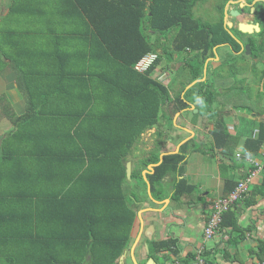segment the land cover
Segmentation results:
<instances>
[{
	"label": "trees",
	"instance_id": "16d2710c",
	"mask_svg": "<svg viewBox=\"0 0 264 264\" xmlns=\"http://www.w3.org/2000/svg\"><path fill=\"white\" fill-rule=\"evenodd\" d=\"M27 1L11 0L7 16L30 15ZM70 1L89 32L82 58L63 54L62 43L56 54L46 50L45 58H39L40 51L31 54L38 55L36 59L27 56V42H5L2 38L11 35L0 25V70L10 65L25 98L19 115L0 96V117L13 125L0 141V264H114L128 246L136 216L125 185L132 181L138 182L136 187L145 185L139 168L131 170L129 179L126 176L125 163L134 143L158 123L160 106L172 96L179 107L186 105L185 99H199L210 110L219 92L211 80H200L205 62L216 45L228 43L234 51L239 49L223 15L213 24L194 17V7L206 0H119L129 9L104 7L100 0L95 7V0ZM226 1L217 0L220 13ZM256 13V20L263 22L261 34L264 10ZM260 49L264 51V44ZM152 52L157 58L146 71L134 70L136 62ZM54 57L63 60L58 72L53 71ZM176 58L183 62L170 84L152 77L164 59L162 70L167 71ZM75 59L82 62V72L73 69ZM228 61L238 82L236 75L248 68L245 57ZM221 68L210 75H219ZM77 76L83 78L82 84ZM259 79L263 89L259 94L264 95V71ZM210 113L216 117L214 144L223 157L232 159L239 137L228 131L221 114ZM263 143L264 121L258 134L245 140L242 160L256 154ZM180 155L164 156L147 174L152 192L159 190L164 174L177 170ZM157 160L156 155L150 158ZM185 186L188 192L194 189L182 179L174 199L185 194ZM259 193L264 195L263 190ZM236 208L222 213L219 227L240 230ZM173 243L152 242L151 249Z\"/></svg>",
	"mask_w": 264,
	"mask_h": 264
},
{
	"label": "crops",
	"instance_id": "0c3cea01",
	"mask_svg": "<svg viewBox=\"0 0 264 264\" xmlns=\"http://www.w3.org/2000/svg\"><path fill=\"white\" fill-rule=\"evenodd\" d=\"M100 1L108 8H130L128 3L121 4L119 0ZM100 1H93V7L100 4ZM228 1L225 2L222 13L215 8L217 5H214L210 18L204 19V16L197 17L196 14L194 17L204 23L213 24L223 15L224 25L239 44L238 51H234L228 43L216 45L213 48L214 55L205 62L203 77L200 79L211 80L214 90L219 92V102L214 105L218 107L210 110L221 114L228 131L239 137L232 159L223 157L221 149L214 144L212 129L216 117H213L206 106L199 103V99H185L186 105L179 107L172 96L170 102L166 101L165 105H161L158 123L141 134L126 160L130 162L131 170L141 169L145 185L136 187V181L125 185L129 205L136 212V216L128 246L114 264H149L150 258L154 264H192L198 255L208 264L264 262V195L259 193L260 190L264 191V143L256 154L253 153L243 160L241 157L245 140L256 136L260 122L264 121V95L259 94L263 90L262 82L257 91L256 84L255 89L249 90V85H253L251 80L239 85L232 74L233 66L228 61L234 56L245 57V62L250 66L245 70L247 73L251 72V67L255 65H251V61L264 65V51L260 49L264 44V32L259 34L263 22L261 19L256 20L255 16L256 12L264 10V0H234L227 5ZM10 2L11 0H0V25L11 35L2 38L5 42L26 41L27 56L35 59L38 55H31L33 51H40L39 58H45L46 50L56 54L61 43L62 47L66 48L63 54L70 53V56L75 58L83 57L81 48L85 47L89 32L86 30L84 19L70 0H32L31 4L28 0L26 11L32 13L26 16H7ZM200 4L202 3L198 5ZM230 9L242 12L238 16L232 15L228 12ZM249 16L260 26V30L253 34L243 33L237 28V23ZM227 22L231 24L229 28ZM10 29L18 32H9ZM234 29L240 32L234 33ZM54 41L59 44L56 46L52 43ZM245 44H249L248 51ZM93 53L96 54L95 50ZM152 53L157 55V52ZM175 60L177 59L170 64L175 63ZM53 61L56 63L53 71L58 72L63 60L54 57ZM182 62L181 60L177 64L176 69L170 65L172 74ZM71 64L76 72H82V62L79 59H75ZM241 64L239 62L237 66ZM162 65L163 63L155 67L152 77L168 85L172 74L167 72L169 70H162ZM221 66L219 75H210L213 69ZM236 76L239 78V73ZM76 78L78 83H83L82 77ZM96 83L98 84V81ZM173 88L176 90L178 83H175ZM171 93L173 94L172 91ZM183 94L184 91L181 98ZM0 96L9 102L16 114L24 112L25 98L17 86L15 73L9 64L0 70ZM12 128L10 119L0 117V141ZM175 154H181L177 170L164 174L159 182V190L152 192L147 174L154 171V167L161 163L164 156ZM153 155L158 157L157 162L150 161ZM145 161L148 162L145 164ZM251 173L250 190L244 198L245 201H237L234 205L237 206L234 211L240 230L231 226L219 227L211 238H204V227L213 201L226 195L237 181ZM182 179L194 189L188 192L186 186L183 187L186 189L185 194L176 200L173 194L177 183ZM252 199L254 202L248 205L247 202ZM234 206L230 209L233 210ZM173 240L175 243L170 247L166 245L153 251L151 249L152 242L168 243Z\"/></svg>",
	"mask_w": 264,
	"mask_h": 264
},
{
	"label": "built area",
	"instance_id": "2783aa9c",
	"mask_svg": "<svg viewBox=\"0 0 264 264\" xmlns=\"http://www.w3.org/2000/svg\"><path fill=\"white\" fill-rule=\"evenodd\" d=\"M156 58L157 55L155 53L144 55L139 61L136 62L134 69L139 72H144ZM252 174L253 173L237 181L234 187L226 195L219 196L213 201L212 210L204 227V238H211L216 233L222 219V213L224 211L230 209L237 201L243 200L246 197L250 190ZM192 264L208 263L201 255H198ZM262 264H264V262Z\"/></svg>",
	"mask_w": 264,
	"mask_h": 264
},
{
	"label": "rangeland",
	"instance_id": "374dc122",
	"mask_svg": "<svg viewBox=\"0 0 264 264\" xmlns=\"http://www.w3.org/2000/svg\"><path fill=\"white\" fill-rule=\"evenodd\" d=\"M215 3H217L216 2V0H208V1H206V2H204V3H202V4H200V5H198L197 7H195L194 8V14H196L197 15V17H203L204 19H208V18H210V16L212 15V13H213V6L215 5ZM205 16H207V18L205 17ZM181 58V57H180ZM177 60H175L174 62L175 63H173L171 66H173V68L174 69H176L177 68V64L181 61V59H178V58H176ZM231 63H232V61H230ZM166 63V61H165V59L163 60V64H165ZM253 64H255L253 67H251V72H246V71H243V72H241V73H239V80H238V83H239V85L240 84H243L244 82H246L247 80H251L252 82H253V85H249V90H252V89H255L254 87H256V85H258L257 86V88H256V91L259 89V87H260V85H261V83H260V77L262 76V74H263V70L264 69H261V68H264V65H261L260 63L259 64H257V63H255V62H253V61H251V65H253ZM250 68V66L247 68V69H249ZM171 67H170V69H169V71H167L168 73H170V74H172L171 73ZM176 71L177 70H175L174 72H173V74L171 75V80H172V78H174L175 77V75H176ZM178 81H176V83H177ZM256 84V85H255ZM173 87V86H172ZM171 87V88H172ZM219 95V94H218ZM218 97L213 101V104L211 105V107L213 108V109H216L218 106H214V105H216V104H218ZM214 112H215V110H214Z\"/></svg>",
	"mask_w": 264,
	"mask_h": 264
},
{
	"label": "water",
	"instance_id": "95a60500",
	"mask_svg": "<svg viewBox=\"0 0 264 264\" xmlns=\"http://www.w3.org/2000/svg\"><path fill=\"white\" fill-rule=\"evenodd\" d=\"M234 0H229L228 1V4H231L233 3ZM254 11V7L251 8V12ZM229 14H232V15H240L241 14V10H235V9H230L229 11ZM228 16V14H227ZM227 24V27L229 28L231 26V24L229 22L226 23ZM237 28L238 30H240L241 32L243 33H247V34H253L254 32H258L260 30V26L258 23L254 22L251 17L249 16L248 18H245L244 20H241L237 23ZM212 35H210L211 37ZM245 48L247 49L248 51V48H249V44H245ZM195 81H193L192 83H190L188 85V87L190 85H192ZM197 111V109H195ZM125 170H126V176L127 178H130V174H131V165H130V162L127 161L126 164H125ZM149 264H154V261L152 258L149 259Z\"/></svg>",
	"mask_w": 264,
	"mask_h": 264
}]
</instances>
